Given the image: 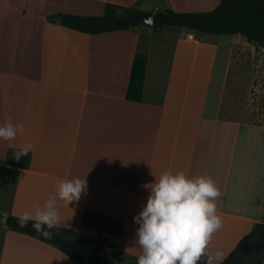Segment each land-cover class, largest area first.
<instances>
[{
    "label": "crops",
    "instance_id": "crops-1",
    "mask_svg": "<svg viewBox=\"0 0 264 264\" xmlns=\"http://www.w3.org/2000/svg\"><path fill=\"white\" fill-rule=\"evenodd\" d=\"M218 2L0 0V124L24 125L14 141L0 140V159L31 144L26 168L0 163V217L42 204L57 179L86 176L87 191L79 200L67 205L57 199V225L95 237L97 231L81 222L84 211L120 220L119 237H100L118 264H136L133 217L146 203L149 184L171 170L209 175L219 188L222 227L208 248L223 256L214 264L261 223L264 123L229 117L236 68L231 70V61L235 41L242 44L244 37L215 35L228 39L226 52L209 38L213 34L185 27L170 38L166 27L90 35L59 24L62 14L102 15L106 3L141 12L154 6L201 12ZM137 55L145 57V70L140 100L134 101L127 91ZM0 264L75 263L54 246L1 224Z\"/></svg>",
    "mask_w": 264,
    "mask_h": 264
},
{
    "label": "clouds",
    "instance_id": "clouds-1",
    "mask_svg": "<svg viewBox=\"0 0 264 264\" xmlns=\"http://www.w3.org/2000/svg\"><path fill=\"white\" fill-rule=\"evenodd\" d=\"M24 132V125L6 121L0 124V140L12 142ZM9 146L14 147L11 143ZM31 144L26 143L14 152L17 160L27 155ZM149 195L141 210L134 215L138 224L136 243L140 255L136 264H214L222 258V250L208 248L212 234L222 227L217 214L216 198L220 191L209 175L188 176L183 171H162L149 184ZM86 176L60 178L54 193L32 210L22 212L17 223L23 227L32 220V227L44 236H50L61 220L57 199L67 205L80 199L87 191Z\"/></svg>",
    "mask_w": 264,
    "mask_h": 264
},
{
    "label": "trees",
    "instance_id": "trees-1",
    "mask_svg": "<svg viewBox=\"0 0 264 264\" xmlns=\"http://www.w3.org/2000/svg\"><path fill=\"white\" fill-rule=\"evenodd\" d=\"M140 12V9L134 7L106 3L102 15L62 14L59 24L90 35L117 30L125 31L130 27L140 25L127 22L125 18ZM169 26L185 27L196 34L240 35L248 43L264 49V0H219L218 4L209 11L162 10L155 14L153 30L158 31ZM144 70L145 57L137 55L132 65L127 99L140 100ZM15 150L9 149L5 158L0 159V163L26 168L29 163V153L17 160L14 156ZM17 218L18 216L8 215L5 226L11 231L29 235L54 246L75 264H118L116 258L105 250V240L100 237V233L119 237L122 231L120 220L96 212L84 211L82 224L97 231L95 237H85L70 228L58 225L49 230L50 236H44L32 227V220L21 227L17 223ZM62 230L72 232L79 241L93 246L87 259L73 251L58 236V232ZM219 264H264V203L262 222L254 224Z\"/></svg>",
    "mask_w": 264,
    "mask_h": 264
},
{
    "label": "rangeland",
    "instance_id": "rangeland-1",
    "mask_svg": "<svg viewBox=\"0 0 264 264\" xmlns=\"http://www.w3.org/2000/svg\"><path fill=\"white\" fill-rule=\"evenodd\" d=\"M165 30V34L172 38L182 29L169 26ZM209 38L217 41L227 52L228 45L225 42L228 39L215 35H210ZM170 45L169 43L167 46L170 47ZM234 49L235 53L231 61L234 65L231 70L233 67L236 68L229 83V112L231 113L229 117L234 120L262 124L264 123V49L246 41L241 44L238 40L235 41ZM222 56L223 53L220 52L219 57Z\"/></svg>",
    "mask_w": 264,
    "mask_h": 264
},
{
    "label": "water",
    "instance_id": "water-1",
    "mask_svg": "<svg viewBox=\"0 0 264 264\" xmlns=\"http://www.w3.org/2000/svg\"><path fill=\"white\" fill-rule=\"evenodd\" d=\"M160 9L156 6L152 7L149 10L131 15L125 18L127 22L138 23L144 25L148 28H152L154 23V16L156 13H159ZM0 224L6 225V217H0ZM58 236L76 253L82 256L84 259H87L93 250L92 245H88L82 241H79L75 234L69 231L62 230L58 232Z\"/></svg>",
    "mask_w": 264,
    "mask_h": 264
},
{
    "label": "built area",
    "instance_id": "built-area-1",
    "mask_svg": "<svg viewBox=\"0 0 264 264\" xmlns=\"http://www.w3.org/2000/svg\"><path fill=\"white\" fill-rule=\"evenodd\" d=\"M188 37H189V38H192V34H189ZM104 248H105V250H107V251L110 250V248H109V246H108L107 244H104Z\"/></svg>",
    "mask_w": 264,
    "mask_h": 264
}]
</instances>
